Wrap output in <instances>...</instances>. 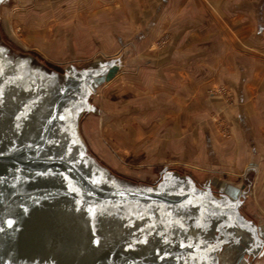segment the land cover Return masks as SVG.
<instances>
[{
  "label": "water",
  "instance_id": "1",
  "mask_svg": "<svg viewBox=\"0 0 264 264\" xmlns=\"http://www.w3.org/2000/svg\"><path fill=\"white\" fill-rule=\"evenodd\" d=\"M118 71L61 76L0 40V264H250L264 224L241 216L244 182L210 180L217 197L164 171L152 188L86 152L78 120Z\"/></svg>",
  "mask_w": 264,
  "mask_h": 264
},
{
  "label": "crops",
  "instance_id": "2",
  "mask_svg": "<svg viewBox=\"0 0 264 264\" xmlns=\"http://www.w3.org/2000/svg\"><path fill=\"white\" fill-rule=\"evenodd\" d=\"M27 1L25 38L39 53L77 70L119 67L102 84L120 96L107 114L120 110L123 133L186 144L191 165H215L212 180L248 182L241 216L264 224V0ZM243 256L264 264V251Z\"/></svg>",
  "mask_w": 264,
  "mask_h": 264
},
{
  "label": "rangeland",
  "instance_id": "3",
  "mask_svg": "<svg viewBox=\"0 0 264 264\" xmlns=\"http://www.w3.org/2000/svg\"><path fill=\"white\" fill-rule=\"evenodd\" d=\"M26 0H2L0 1V40L4 46L19 55L29 56L54 73L64 76L66 66H62L39 53L34 45L27 42L25 38L26 12L33 10L31 1ZM135 56V54H134ZM133 57V56H132ZM133 59H136L133 57ZM77 70V69H76ZM89 70V69H86ZM78 69V71H86ZM133 70V69H131ZM118 79V78H117ZM116 79V81H117ZM115 81V82H116ZM111 83L108 87H118L119 80ZM115 83V84H114ZM105 87L98 85L89 96L87 103L96 104V110L83 111L77 123V136L83 144L86 152L104 169L115 177L126 181L155 188L163 180L162 173H177L179 176L190 177L192 185L201 192H210L213 196L220 197L219 190L215 187H207V183L216 177L215 165L208 164L201 166L200 163L191 165L192 155L185 150L186 144H137V137L147 136V132L130 131L123 133L121 126L120 110L116 116L110 117L108 110L112 108L111 101L120 109V96L104 95ZM218 86L214 91L225 93V101L231 105L235 97L227 93L228 90ZM124 119V118H123ZM222 118L217 117L216 123L221 129L228 128L229 124ZM136 128V127H134ZM139 135V136H138ZM151 135V134H150ZM227 137V134H225ZM132 139V141H130ZM122 140H128L123 142ZM207 162H209L206 159ZM209 166V167H208ZM219 175V174H218ZM222 175V174H220ZM233 183H241L235 180ZM245 188L248 182H244ZM243 202V198L241 199ZM248 204V202H246ZM241 208V207H240Z\"/></svg>",
  "mask_w": 264,
  "mask_h": 264
}]
</instances>
